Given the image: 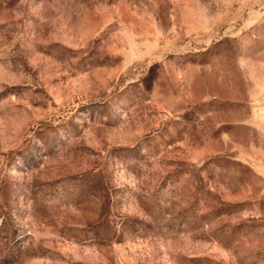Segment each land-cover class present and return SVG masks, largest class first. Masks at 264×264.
I'll list each match as a JSON object with an SVG mask.
<instances>
[{"label": "rangeland", "instance_id": "1", "mask_svg": "<svg viewBox=\"0 0 264 264\" xmlns=\"http://www.w3.org/2000/svg\"><path fill=\"white\" fill-rule=\"evenodd\" d=\"M0 264H264V0H0Z\"/></svg>", "mask_w": 264, "mask_h": 264}]
</instances>
